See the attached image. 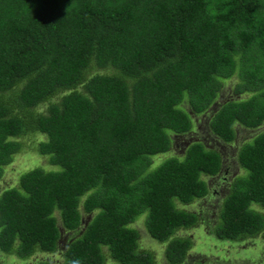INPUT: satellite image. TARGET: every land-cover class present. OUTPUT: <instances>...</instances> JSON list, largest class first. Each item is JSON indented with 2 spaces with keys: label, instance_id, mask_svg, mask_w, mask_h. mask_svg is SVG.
<instances>
[{
  "label": "trees",
  "instance_id": "16d2710c",
  "mask_svg": "<svg viewBox=\"0 0 264 264\" xmlns=\"http://www.w3.org/2000/svg\"><path fill=\"white\" fill-rule=\"evenodd\" d=\"M234 75V96L207 119L224 143L235 125L264 122V0H0V178L27 136L42 137L33 151L49 166L0 190V253L25 261L54 252L55 213L75 230L80 206L90 218L61 264H104L103 248L111 264H152L130 226L139 216L165 242V260L180 264L192 243L174 234L200 219L183 206L208 194L202 177L220 171L221 158L199 140L155 166L152 158L191 131ZM236 160L243 172L212 231L230 242L264 229L253 208L264 209V131Z\"/></svg>",
  "mask_w": 264,
  "mask_h": 264
},
{
  "label": "rangeland",
  "instance_id": "374dc122",
  "mask_svg": "<svg viewBox=\"0 0 264 264\" xmlns=\"http://www.w3.org/2000/svg\"><path fill=\"white\" fill-rule=\"evenodd\" d=\"M237 77L234 75L226 79L215 103L202 115L192 117L191 131L180 134L171 135V146L168 152L158 154L152 158V166H155L163 158L176 155L181 156L185 147L192 141H201L207 148L216 150L221 158V167L214 176H203L208 186V194L200 199L194 200L192 203L183 206L184 209L199 214L198 222L194 227L184 230H177L175 236L188 237L192 246L187 252L184 260L180 264H264V229L252 238H244L239 241L230 242L219 240L212 234L213 227L218 219V209L221 199L227 193L229 185L234 176L241 174L243 171L238 166L236 154L239 146L248 141L253 135L259 131H264V122L254 129H245L239 125H235V138L230 143H224L215 137L207 127V119L210 111L214 110L224 99L233 97L232 87L236 83ZM242 95L241 97H243ZM45 108L42 104L36 109L41 111ZM42 139L41 136H27L23 138V148L20 153L13 157L8 165L4 166L3 175L0 178V190L16 182L17 175L21 171L28 170L32 167L43 166L45 161L33 151L34 143ZM264 215V209L253 206ZM81 214L80 224L75 230H65L60 223L58 214L55 213L56 224L60 232L57 242V249L52 253L36 252L27 260L21 261L14 255H5L0 253V264H33L40 259H46L51 264H61V251L68 241L75 238L81 232L84 224L90 218V214H86L79 206ZM137 233V246L139 250L149 251L152 254V264H169L164 258L165 242H157L149 237L144 227V217L139 216L130 224ZM105 254L104 264H111L107 251L103 248Z\"/></svg>",
  "mask_w": 264,
  "mask_h": 264
}]
</instances>
